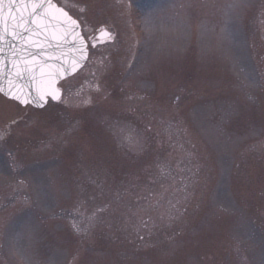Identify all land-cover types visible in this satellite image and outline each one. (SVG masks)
Here are the masks:
<instances>
[{
	"label": "rangeland",
	"instance_id": "374dc122",
	"mask_svg": "<svg viewBox=\"0 0 264 264\" xmlns=\"http://www.w3.org/2000/svg\"><path fill=\"white\" fill-rule=\"evenodd\" d=\"M54 1L88 57L0 94V264H264V0Z\"/></svg>",
	"mask_w": 264,
	"mask_h": 264
},
{
	"label": "water",
	"instance_id": "95a60500",
	"mask_svg": "<svg viewBox=\"0 0 264 264\" xmlns=\"http://www.w3.org/2000/svg\"><path fill=\"white\" fill-rule=\"evenodd\" d=\"M51 3L55 4L52 0ZM23 7L24 3L21 0L20 8L22 9ZM56 7L61 8L57 5ZM7 11V6H5V13ZM41 11H47V9ZM53 16L44 19L38 30L34 28L31 33H24L23 40H11V43H9L11 38L5 39L3 45L4 52L0 53V57H3L5 60V63L2 65V71H0V77H2L0 83L3 84L6 91L9 86V73L10 71L12 74L15 72V69L8 62L11 51L15 50L18 53L17 58L20 60H32L34 58V63L36 64L35 73H25L23 80L18 82V86H23L24 95L32 101L28 104L37 108H41L37 106L36 102L40 94L38 89L41 87L48 90L55 89L57 90V95L61 98V89L57 86V83L75 73L84 64L88 54L86 42L80 34L79 25L77 24L78 28L75 32L65 35L64 29L66 25L62 24L65 18L59 16L57 13H54ZM82 46L85 49L86 56L80 61L79 67H75L73 61L80 59L81 52L79 49ZM74 67L75 71H73ZM41 73H43V76H41ZM32 75L37 77L35 83L32 80ZM2 94L4 95V93ZM6 97L11 98V96ZM48 98H51V96L46 97L45 101L42 102L43 106L46 104ZM60 98L58 100L51 99L59 101Z\"/></svg>",
	"mask_w": 264,
	"mask_h": 264
},
{
	"label": "snow or ice",
	"instance_id": "6c2138e0",
	"mask_svg": "<svg viewBox=\"0 0 264 264\" xmlns=\"http://www.w3.org/2000/svg\"><path fill=\"white\" fill-rule=\"evenodd\" d=\"M21 0H0V53L4 52V41L5 39L11 38V40L24 39V33H31L33 29H39L41 22L53 16L54 13L64 17L63 25H66L64 34L67 35L71 32H75L78 28L77 22L73 20L68 13L61 8H57L55 4L51 3V0H23L24 7L20 8ZM5 6H7V13H5ZM30 9V10H29ZM47 11H41L45 10ZM53 18H55L53 16ZM45 27H47L45 25ZM97 36L102 38V41L112 40L113 34L106 28L101 27L98 31ZM81 56L79 60H74L73 64L75 67H79L80 61H82L86 52L83 46L79 49ZM18 53L15 50L11 51V55L8 58V62L15 69L14 74L10 71V79L8 90L6 91L3 84L0 83V93H4L6 96H11L12 99L19 101L21 104H28L30 101L24 95L23 86H18V82L23 80L25 73H35L36 64L34 58L32 60H20L17 58ZM5 63L3 57H0V71H2V65ZM75 67L73 71H75ZM43 76V73H41ZM2 80V77H0ZM32 80L35 83L37 77L32 75ZM39 97L37 102L38 107H43V103L46 97L51 96L53 100H58L60 97L57 95V90H48L43 87L38 89ZM75 227V225H74Z\"/></svg>",
	"mask_w": 264,
	"mask_h": 264
}]
</instances>
